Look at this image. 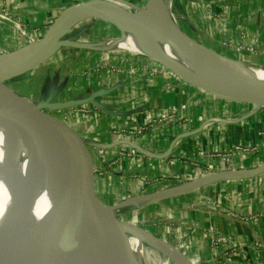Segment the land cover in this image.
Returning a JSON list of instances; mask_svg holds the SVG:
<instances>
[{
	"label": "crops",
	"instance_id": "crops-1",
	"mask_svg": "<svg viewBox=\"0 0 264 264\" xmlns=\"http://www.w3.org/2000/svg\"><path fill=\"white\" fill-rule=\"evenodd\" d=\"M129 1L136 4L139 0ZM173 2L175 13L179 14L178 18L186 23L193 34L212 42L218 49L223 48L221 53L224 55L264 69V0ZM0 3L5 12L41 32L60 9L73 2L0 0ZM106 26L112 27L108 24ZM0 28V54L8 53L24 44V40L18 37L10 26L2 24ZM223 43L227 44L226 47ZM94 52H99L100 55V52L114 51L97 48ZM112 53H106L103 59L106 63L119 67L120 73L106 68L105 72L96 73L95 85L91 81V75L88 78H80L78 75L72 81L78 88L72 90L73 95L70 96H85L99 88L110 90L95 98L96 103L84 104L85 111L73 116L74 124L83 137L103 144L99 163H96L98 159L95 156V146L88 148L92 162L100 167L97 176L94 173L95 184L106 203L155 191L157 188L150 186L140 189V185L147 181L166 179L170 183H163L165 185L162 187L165 188L191 179L193 173L189 174L186 166H190L188 160L195 159L197 147L209 151L223 150L232 143L250 144L256 147L257 151L261 150L263 155L262 158L245 164L251 166L253 163H264V108L250 112L252 107L249 104L215 99L174 80L168 74L157 72L151 75L147 70H152L153 64L146 59H134L132 62L129 60L135 68L136 77L132 76V84L128 85L125 72V63L128 62ZM60 63L61 60L57 64ZM49 64L50 62L45 61L35 69L44 67L42 70L45 74ZM65 89L64 87L63 90ZM182 104L184 107L180 108ZM166 113L172 114L176 124L163 126L166 133H161L163 128L156 129L152 132L153 139H132L140 151L135 150L136 155L124 156L117 160L116 151L120 149V138L114 131L116 127L138 126ZM155 135H158V140H154ZM11 137L15 136L8 130L0 131V141L7 142ZM36 154L25 151L18 141H15L0 151V164L7 168L6 161L10 160L12 169L23 174L27 164ZM175 158L180 161L169 165L168 160ZM240 161L242 158L236 160L237 166L245 165ZM150 169L154 172L163 170L165 175L147 176L145 172ZM42 178L39 183L43 187H50L47 178ZM185 189L183 187L177 195L148 202L137 209H152L150 218L153 217L151 220L154 221L155 216H166L167 212L177 210L173 218L193 227L184 236L191 238L195 256H198L200 261L211 258L205 264H264V169L231 180L218 175L211 182ZM209 226L214 233L228 237L225 249L215 246L210 253ZM171 230H166V233L170 235L173 232V229ZM171 248L186 261L192 259L187 258L177 248ZM141 257H135L136 264L141 263ZM150 259L152 262L157 261L152 257Z\"/></svg>",
	"mask_w": 264,
	"mask_h": 264
},
{
	"label": "water",
	"instance_id": "water-1",
	"mask_svg": "<svg viewBox=\"0 0 264 264\" xmlns=\"http://www.w3.org/2000/svg\"><path fill=\"white\" fill-rule=\"evenodd\" d=\"M156 1L144 0L143 6ZM133 7L134 9H107L100 4V0L76 1L60 9L35 40L9 51L20 50V54L11 65L0 70V127L8 128L24 148L39 153L24 169L23 183L29 187L27 174L35 167H43L49 178L58 171L61 174L52 213L14 248L0 244V264H59L61 243L72 238L80 243L84 233L94 238L105 258L111 263L136 264L128 237L138 238L142 234L153 242L172 246L145 229L118 218L117 211L129 205L137 208L148 202L177 195L183 187L191 188L211 182L218 175L231 180L264 169L262 163L247 170L217 171L178 185L131 195L109 204L96 188L94 163L88 148L93 145L102 149L103 144L83 137L74 124L75 119L68 116L67 112L86 103H96L95 98L110 90L99 88L85 96L51 100L50 96H55L57 89L50 93L49 98L40 99L25 91L19 92L10 85L14 79L30 73L62 46L69 44V40L76 35H68L74 28H65L66 24L74 19H83L106 23L120 33L123 30L148 36L157 33L170 44L206 63L210 69L216 71L220 80L231 85L230 98L215 95L216 97L249 104L252 107L250 112L264 108V83L244 72V66L251 65L224 55L195 39L177 25L171 12L153 10L151 16L142 19L135 10L139 7ZM155 60L167 66L163 58ZM258 69L264 71L260 67ZM192 84L203 89L197 82ZM77 115L78 112L75 113ZM118 144L140 151L131 140H118Z\"/></svg>",
	"mask_w": 264,
	"mask_h": 264
},
{
	"label": "bare ground",
	"instance_id": "bare-ground-1",
	"mask_svg": "<svg viewBox=\"0 0 264 264\" xmlns=\"http://www.w3.org/2000/svg\"><path fill=\"white\" fill-rule=\"evenodd\" d=\"M169 3L170 0H157L156 3L146 5L147 9H150L149 14L143 8H135V10L137 16L143 19L151 16L153 10L171 12ZM100 4L107 9H134L132 5L122 0H100ZM80 21L84 20H71L66 24L65 28H73ZM98 48L107 51L119 49L128 54H141L152 59L163 58L168 67L178 72L176 73V78H182L183 81L191 83L197 82L203 89L208 90L213 95L221 98H230L229 90L232 88L231 85L220 80L216 71L210 69L206 63L198 60L193 54L170 44L157 33H153V36H148L123 30L119 37H110L99 43ZM14 51L16 52L0 54V70L5 69L16 60L20 50ZM244 72L264 83V71L258 69V67L244 66ZM4 130H8L9 133L14 135L8 128L0 127V131ZM16 141L22 146L18 139ZM14 142L0 143V151L5 150L10 143ZM24 149L30 153H37L29 163L39 156L36 150L29 151L26 148ZM6 162L7 168L0 164V244L8 248H14L52 213L57 198L61 171L49 178L43 167H35L27 174L29 184L27 188L23 183V174L12 169L10 160ZM42 174L47 178L50 187H43L39 183V178ZM143 241L148 242L164 255L163 259L158 260L151 256L160 263L169 264L170 261L172 262L171 264H192L179 257L171 247L159 242H153L142 234L138 238L128 237L129 246L134 257L142 256L141 242ZM92 252H95L93 253L95 256H93ZM58 263L113 264L105 258L98 243L88 233L82 235L80 243H77L73 238L61 243Z\"/></svg>",
	"mask_w": 264,
	"mask_h": 264
},
{
	"label": "rangeland",
	"instance_id": "rangeland-1",
	"mask_svg": "<svg viewBox=\"0 0 264 264\" xmlns=\"http://www.w3.org/2000/svg\"><path fill=\"white\" fill-rule=\"evenodd\" d=\"M70 1L75 2L77 0H70ZM122 1L129 2L133 6H138L139 8H143V10L145 12H147L148 14L150 12V9H147V6L146 7L143 6L144 0H139L138 2H136V4H133L129 0H122ZM169 4L171 5L170 11L175 16L177 25H179V27H181L189 35H191L195 39L199 40L203 44L209 46L210 48H212V49H214L220 53H221V51H224L223 48L219 47V49H218V47H216L215 44H212V42H209L208 40H205L204 38L197 36L196 34H193V32H191L189 30V28L187 27L186 23L178 18L179 14L175 13V10L173 7L174 6L173 0H170ZM104 26H105V29H104ZM73 28H74V30L72 32L68 33V35L74 34L76 36H74L73 39L69 40V44L62 46L49 59L46 60L47 62H50V64L47 68L48 71H46L45 74H43L44 71L42 70V69H44V67H39L38 69H34L30 73H27L18 79H14L10 85L17 88L19 92L25 91V92L31 94L32 96H34L35 98H40V99H46L48 96L51 95L50 93H52V91L57 89L56 95L52 96V97L50 96V99L54 100V99L67 98V97H70L73 95L72 90H75V88H78V86L73 85L72 81L75 80V78L78 77V75H80L79 76L80 78H88V76L91 75V78H92L91 81L95 85L96 82L94 81V79L97 78L96 73L105 72L106 68H108L112 71H115L117 73H120L119 67L117 68V66H113L110 63H106L105 62L106 60L103 59V57H105L104 55L106 53H112V52H100V55H99V52H94V50H96L98 48V43H101V42L105 41L106 39L113 37V36L119 37L120 33L118 31H115L112 27H107L105 23H101V22H97V21H91V20L80 21ZM111 30H113V32H115V33L111 32ZM41 32L38 35H40ZM90 51H93V52H90ZM109 51H114L112 54H114L118 57H123L124 60H126V62H128V63H125L126 64L125 72H127L126 73V77H127L126 83H128V85L132 84L131 78H132V76H135V74H136V71L134 70L135 68H133L132 67L133 65H131L132 60H134V59L135 60L136 59L137 60L146 59L149 62H151V64H153L152 65L153 68L156 71H159V73L168 74V75L172 76L174 80H176L180 83H183L187 86L195 88V89L199 90L200 92H203V93L207 94L208 96H211L215 99H220V98L216 97L215 95H213V94L201 89L200 87L192 84L191 82L183 81L182 78H178V77L176 78V73L173 72L171 69H169L164 64H162L161 62H159L158 60L149 58V57L141 55V54H131V53L128 54L125 51L119 50V49L109 50ZM100 56H102V58ZM59 60H61V63L57 64L59 62ZM60 65H63V67H61ZM136 68H137V66H136ZM37 70H40V71L38 72ZM152 70H147V72H149L151 75L156 74L155 72L151 73ZM56 76H57V79H56ZM62 82H63V85H61ZM64 87L66 88L65 90H63ZM121 88H122V86H121ZM124 103L126 104V102H124ZM83 106L84 105H81L79 107L83 109ZM83 111H80V113H82ZM67 113H68L67 114L68 116L73 117V116H75V113H77V110H76V108H72V109L68 110ZM193 119L195 121L196 117H194ZM144 132H146V130H144ZM162 132L166 133L164 128L161 130V133ZM143 133H142L141 138H143V139L152 138L153 139L154 133H146V134H143ZM94 136H95V134H94ZM157 136L154 138V140H158ZM16 140H17L16 137H11V139L7 142L9 143V142L16 141ZM92 141L96 142L97 140H92ZM0 142H2V141H0ZM98 149H100V148L95 147V149H94L95 156L98 159V160H96V163L97 162L99 163L101 161L100 160L101 155L98 153ZM262 155H263L262 151L258 150V153L255 157L262 158ZM117 160H120V159L118 158ZM96 163H94L93 166H94V173H96V176H97V172H98L100 167ZM186 167H188V173L189 174L194 171V168H192L188 165ZM145 174L147 176H155V175H165V172L163 170L158 171V172H154L153 169H150L149 171L145 172ZM123 175L127 176L128 174H123ZM105 176L106 175H104V177ZM42 177L46 178L42 174L39 179L41 180ZM102 177H103V175H102ZM135 177H137V176H135ZM150 182H156V184L152 183V185H153L152 186ZM158 182H160V183H158ZM149 183H150V185H149ZM163 183H164V180L162 182L160 180L147 181V182L142 183V185H140V189L141 190L144 188L146 189L150 186V187H153V189L157 188L156 190H158V189H160L159 187H162L163 185H165ZM169 183L170 182H168L167 184H169ZM137 188L139 189L138 185H137ZM120 200H122V198ZM174 212L176 213L177 210L172 211V213L167 212L166 216L165 215L163 216V214L161 217L155 216V221H154V220H151V219H154L153 217L150 218L151 214H152V209H148V210L145 209L143 211L141 209L133 208L131 205H129V206H126L125 208H122L121 211H117L116 215L118 218L126 220V221H128V222H130V223H132V224H134V225H136L142 229H145L147 232H149V233L157 236L158 238L166 241L172 247L177 248L187 258H192L189 261L190 263H192V264H205V262H209V260L211 258H208L206 261H200L199 257L195 256L194 249L191 247V243H192L191 238H189L188 236H184V234L187 233L189 230H191L193 227L189 223L184 224L183 221H179V220H177V218L174 219L173 218V216L175 214ZM179 212H180V210H179ZM158 217H159V219H158ZM158 220H160V221H158ZM171 229H173V232L170 235H168L166 233V230H171ZM210 247L211 246L209 245V251L211 253L212 248H210ZM141 252H142V257H141L142 260L140 259L141 263H139V264H150V262H151V264H163V263H160L157 261L152 262V260L150 259L151 256H153V258H156L158 260V259H163L164 255L162 253H160L158 250H156V248L153 247L152 245H150L148 242H146V241L141 242ZM195 257H197L198 259ZM171 263L172 262L169 261V264H171Z\"/></svg>",
	"mask_w": 264,
	"mask_h": 264
},
{
	"label": "built area",
	"instance_id": "built-area-1",
	"mask_svg": "<svg viewBox=\"0 0 264 264\" xmlns=\"http://www.w3.org/2000/svg\"><path fill=\"white\" fill-rule=\"evenodd\" d=\"M78 1V0H77ZM2 24H6L7 26H10L13 32L20 37L21 39L24 40L25 43L32 42L35 40L39 35L40 32L36 31L34 28H30L26 26L20 19L17 17H14L7 12H5V8L0 3V26ZM226 47L227 44L223 43ZM251 50V49H249ZM157 73L159 71H156L154 68L151 73ZM184 105L182 104L180 108H183ZM77 112L80 113V111H83L84 109L78 107L76 108ZM85 111V110H84ZM83 111V112H84ZM172 114L166 113L163 114L160 117H155L151 118L148 122L134 126L133 128L130 129H124V128H117L114 130L120 140H132L134 138H138L142 136V133L144 130H146L145 133H152L153 131H156L158 128H163V126H167L168 124H173L175 118H172ZM187 118V117H186ZM197 119L200 120V117ZM126 147L125 145H120V149L116 151V158H122L124 156H131V155H136L137 152L134 149L128 148L125 150ZM102 149H98V153L101 155ZM258 151L256 147L250 144H245V143H232L229 144L225 149L223 150H206L204 148L197 147L195 150V159L194 160H188V164L190 167L194 168L193 176L191 179L197 178L201 175L209 174V173H214L217 171H222V170H247L253 167H256L260 165L258 164H251V166H248L250 161L252 160H258L259 157H255L257 155ZM240 156V158H239ZM242 161L248 164L245 165H236V160L241 159ZM246 159V160H245ZM248 159V160H247ZM245 160V161H244ZM180 161V159L175 158L174 160H168V164L171 165L175 162ZM239 162V163H240ZM189 179V180H191ZM161 182L163 180H160ZM167 180H164V183H166ZM160 183V182H158ZM208 238H209V244L212 247L215 246H222L221 248L225 249L226 244L228 243V237L219 235L217 233H214V230L209 226L208 227ZM258 246V244L256 245ZM213 249V248H212Z\"/></svg>",
	"mask_w": 264,
	"mask_h": 264
},
{
	"label": "flooded vegetation",
	"instance_id": "flooded-vegetation-1",
	"mask_svg": "<svg viewBox=\"0 0 264 264\" xmlns=\"http://www.w3.org/2000/svg\"><path fill=\"white\" fill-rule=\"evenodd\" d=\"M79 1V0H78ZM76 2V1H75ZM74 3V2H73Z\"/></svg>",
	"mask_w": 264,
	"mask_h": 264
}]
</instances>
